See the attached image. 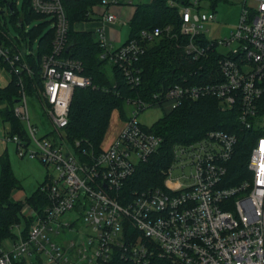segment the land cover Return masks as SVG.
Returning a JSON list of instances; mask_svg holds the SVG:
<instances>
[{"label": "built area", "instance_id": "2783aa9c", "mask_svg": "<svg viewBox=\"0 0 264 264\" xmlns=\"http://www.w3.org/2000/svg\"><path fill=\"white\" fill-rule=\"evenodd\" d=\"M31 3L35 12L54 19L52 52L41 61L42 86L34 85L53 129L38 136L40 129L29 113L24 76H34L26 57L34 50L23 49L6 34L11 43L0 40V61L19 77L15 114L26 134H12L9 128L2 138L16 144L21 158L38 159L55 174L48 173L40 186L49 204L40 210L24 206V216L32 219L28 233L22 232L10 249L0 252V264H264V0L244 5L236 30L224 39L205 33V24L217 18L215 10H203L206 4L213 6L212 0H168L178 8L180 32L171 26L143 30L121 47L113 45L106 28L130 20H121L109 9L135 8L138 3L101 0L93 6L82 22L98 25L82 29L94 33L103 48L101 57L122 68L133 87L141 84L139 62L149 43L163 34L177 38L192 60L203 59L201 69L213 66L207 81L190 71L181 76L182 82L148 98L128 99L132 115L115 140L98 153L83 148L79 139L69 142L66 133L75 89L91 86L93 80L82 74L80 60L65 55L70 21L63 1ZM99 6L105 11L98 12ZM236 41L238 47L228 53L218 49ZM207 95L215 97L223 111L237 108L243 129L259 132L248 162L250 177L227 185L238 136L210 129L197 140L174 145L164 187L135 191L129 198L127 181L164 144V137L150 132L138 114L153 105L172 110L185 100ZM177 168L182 173L173 178ZM187 168L189 172L184 171ZM82 226L87 232L80 233ZM69 233H79L78 239L58 241Z\"/></svg>", "mask_w": 264, "mask_h": 264}, {"label": "trees", "instance_id": "16d2710c", "mask_svg": "<svg viewBox=\"0 0 264 264\" xmlns=\"http://www.w3.org/2000/svg\"><path fill=\"white\" fill-rule=\"evenodd\" d=\"M70 21L69 43L65 55L78 59L83 63L82 74L91 78L92 85L76 88L69 114V125L66 127L68 140L74 143L81 140V146L95 153L102 150V142L109 127L112 114L119 109L127 118L125 106L128 99L148 98L154 92L165 90L169 85L182 82L181 76L190 71H197L200 81L208 80L213 66L201 69L199 61L192 60L178 46V39L163 34L150 42L146 53L142 56L139 67L142 69L141 84L132 86L118 65L112 64L108 70V59L101 57L103 48L91 31L76 29V23L87 18L89 10L98 5L101 0H62ZM219 0H212L214 7ZM0 40L8 45L6 37L10 34L6 13L11 21L16 22V29L22 37H15L16 43L23 49L33 48L38 43L37 51L26 53V57L34 68V76H24L27 90L34 92L42 86V58L50 54L55 39L54 19L35 12L31 0H24L20 8L17 0H0ZM135 13L130 21V38H139L143 30L156 27L171 26L173 32H180L181 19L177 7L170 6L168 0H150L136 5ZM128 39V40H129ZM215 58L212 59L214 64ZM2 66L9 71L8 65ZM10 73V71H9ZM19 77L10 73V80L4 86L0 85V117L10 125L12 134L24 136L26 129L22 120L15 114V107L20 98ZM210 129H220L238 136L236 153L230 163L227 185H236L250 177L248 162L259 132L243 129L239 121L237 108L223 111L218 100L206 96L197 100H185L175 109L168 110L163 117L148 129L164 137V144L152 157L139 164L135 174L127 181L125 192L129 198L135 191L148 188L164 187L165 171L174 161V145L179 142H191L202 137ZM0 241L6 238L17 239L12 232L14 224L20 221L23 207L27 204L35 209H42L49 204V199L40 191L41 184L28 195L25 201L17 202L12 199L14 188L20 187V181L15 177L9 157L6 152L0 157ZM32 223L26 218V235Z\"/></svg>", "mask_w": 264, "mask_h": 264}, {"label": "rangeland", "instance_id": "374dc122", "mask_svg": "<svg viewBox=\"0 0 264 264\" xmlns=\"http://www.w3.org/2000/svg\"><path fill=\"white\" fill-rule=\"evenodd\" d=\"M19 2L20 8L23 5L24 0H17ZM133 4L145 2L149 0H132ZM257 3V0H219L216 6L206 4L203 10L208 12H212L215 10L217 18L215 21L207 22L205 24V33L209 38H229L231 36L232 31L236 30L237 24L240 21V17L242 14L243 6L247 4V6H253ZM133 5L129 6H120L118 7H111L109 11L117 13L121 20H129L130 16L133 12ZM2 6L0 5V9ZM98 12L105 11L104 7L99 6L97 7ZM7 24L9 27L10 34L15 37H22V33L16 29V22L11 21V17L8 13H6ZM53 26L52 24L50 27ZM131 31V27L129 24H119L115 26V30L112 31L113 35L112 43L115 46H121V44L128 38ZM120 37L119 41H114L113 37ZM239 45L238 41H236L232 46H220L218 49L224 53H228L231 49L237 48ZM38 49V43H34V52ZM112 63L109 61L108 63V70L110 72ZM10 80V73L7 71L0 61V85L4 86L9 83ZM5 104L0 102V107H4ZM28 106H29V113L31 117V121L36 124L40 131L38 136H43L47 132L53 129L52 125L50 124L49 118L44 112L43 104H42V97H40L39 89H35L34 92L28 91ZM134 107L132 105L125 106V115L127 117L132 115V111ZM168 111L167 106L165 105H153L148 106L143 111L138 114L139 121L147 127L152 126L156 121H158L164 114ZM121 111L119 109L115 110L112 114L108 130L106 135L103 139L102 146L105 148L117 137L118 131H121L124 127V124H120L121 122L124 123V118L120 117ZM121 120V121H120ZM116 124H119V130L117 133L114 132L112 134V130ZM10 125L8 122H4L0 117V138L3 137L5 132L9 130ZM4 141V140H2ZM4 149L2 150V145L0 144V157L3 155L4 152L7 153L9 157V161L11 163L13 172L15 177L20 181L21 186L16 187L13 189L11 197L14 201L17 202H24L28 195H31L34 190L45 180L48 173L55 174L54 168L51 166L45 165L38 159H31L30 157L21 158L17 152V147L14 142H6L3 143ZM7 147V148H6ZM7 149V151H6ZM4 151V152H3ZM189 172L190 169L187 168L184 170ZM182 173V170L175 169L173 173V178H177ZM0 175H1V161H0ZM170 186L177 188L179 185L173 181H169ZM234 210V209H232ZM72 215V214H71ZM26 227V217L24 214L20 215V221L14 224L12 227V232L17 235L18 237L22 235V232L25 230ZM87 232V229L82 226L80 229V233ZM79 233H69L68 236L63 234L61 237H58L59 242H63L64 239L67 238L66 241H70L72 239H78ZM11 239V238H6ZM3 239V242H7L6 244H10L11 241ZM13 240V239H11ZM1 242V241H0ZM2 243V242H1ZM7 247H3L0 245V252L2 250H6ZM43 259L46 260L45 255H42Z\"/></svg>", "mask_w": 264, "mask_h": 264}, {"label": "crops", "instance_id": "0c3cea01", "mask_svg": "<svg viewBox=\"0 0 264 264\" xmlns=\"http://www.w3.org/2000/svg\"><path fill=\"white\" fill-rule=\"evenodd\" d=\"M120 8H121V7H120ZM134 9H135V8H133L132 15H131L130 18H129L130 21H131L133 15H134V13H135ZM76 24H77V25H76V29H78V30H82V31H83L82 28L87 27V25H88V26H89V25H90V26L92 25V27H96V24H97V23L95 24V23H89V22H88V23L86 24V23H84V22L81 21V22H78V23H76ZM97 25H98V24H97ZM106 29H107V32H108L109 36H112V35H113L112 31L115 30V26H109V25H108ZM85 31H86V30H85ZM127 37H128V38H127L123 43H125V42L131 37L130 34H129V36H127ZM113 38H114V39H113L114 41H119V40H120V37H117V36H116V37H113ZM123 43H122V44H123ZM122 44H121V45H122ZM115 47H119V46H115ZM120 47H121V46H120ZM120 117H123V115L121 114ZM123 118L126 119L125 117H123ZM120 121H121V120H120ZM120 124H123V122H121ZM119 127H120V125H119V124H116V125L114 126L113 130H112V134H114V132L117 133V131L119 130ZM119 133H120V131H118L117 136H118ZM2 140H4V139L1 137V138H0V144L2 145V150H3V149H4V145H3V143H4V141L6 142V140H4V141H2ZM6 144H7V142H6ZM110 144H111V143H109V145H110ZM6 148H7V147H6ZM6 151H7V149H6ZM3 152H4V151H3ZM21 212H22V214H24V212H25V211H24V207H23V209H22ZM26 218H27V217H26ZM11 239H12V238H11ZM11 239H6V240H9V242L11 241L10 244H9V243L6 244L7 242H3V241H1L2 243L0 242V245L3 246V247H7L6 250H7V249H10V248L13 246L14 242H15L18 238H17L16 240H15V239L11 240Z\"/></svg>", "mask_w": 264, "mask_h": 264}]
</instances>
